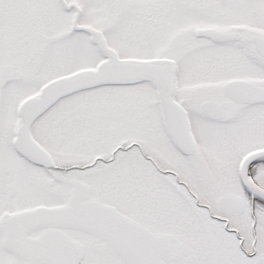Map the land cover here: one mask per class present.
<instances>
[{"label":"snow or ice","instance_id":"1","mask_svg":"<svg viewBox=\"0 0 264 264\" xmlns=\"http://www.w3.org/2000/svg\"><path fill=\"white\" fill-rule=\"evenodd\" d=\"M0 264H264V0H0Z\"/></svg>","mask_w":264,"mask_h":264}]
</instances>
